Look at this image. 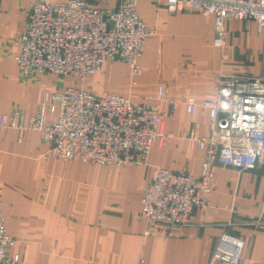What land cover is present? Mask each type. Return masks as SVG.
Instances as JSON below:
<instances>
[{"label": "crops", "instance_id": "obj_1", "mask_svg": "<svg viewBox=\"0 0 264 264\" xmlns=\"http://www.w3.org/2000/svg\"><path fill=\"white\" fill-rule=\"evenodd\" d=\"M107 2L113 7L116 1ZM28 5L0 0V112L18 108L26 121L44 93L77 84L156 107L163 115L159 128L170 136L154 141L143 162L113 167L56 158L35 129H0V211L14 238L6 251L18 255L17 264H207L222 233L243 239L238 264H264V163L239 171L214 164L208 205L194 207L181 225H147L140 214L152 167L199 172L203 151L183 134L207 132V114L199 107L187 112L180 98L198 101L225 75L264 77V30L229 18L222 45L215 46L212 15L137 0L135 12L150 30L137 58L139 73L104 59L79 81L20 72L13 54ZM157 84L165 86L161 99L154 97Z\"/></svg>", "mask_w": 264, "mask_h": 264}, {"label": "built area", "instance_id": "obj_2", "mask_svg": "<svg viewBox=\"0 0 264 264\" xmlns=\"http://www.w3.org/2000/svg\"><path fill=\"white\" fill-rule=\"evenodd\" d=\"M115 1L109 7L107 0H29L13 54L20 72H48L80 81L109 59L124 62L130 75L139 73L137 58L150 30L135 12L137 0ZM163 3L167 11L193 9L212 15L215 46L222 45L223 22L229 18L252 20L264 30V0ZM164 92L165 86L157 84L154 97L161 99ZM180 99L189 113L195 107L206 111L207 132L189 128L183 134L203 157L197 175L152 167L140 197V214L151 226L181 225L194 207H206L214 164L239 171L264 163V77L225 75L198 101L186 94ZM21 116L18 108L0 112V129H35L51 155L88 164L121 167L143 162L154 141L163 143L170 136L159 128L163 115L156 107L114 92L98 95L77 84L44 93L27 120ZM13 243L0 211V264H17L18 255L6 251ZM243 246L242 238L222 233L207 264H238Z\"/></svg>", "mask_w": 264, "mask_h": 264}, {"label": "rangeland", "instance_id": "obj_3", "mask_svg": "<svg viewBox=\"0 0 264 264\" xmlns=\"http://www.w3.org/2000/svg\"><path fill=\"white\" fill-rule=\"evenodd\" d=\"M55 1H60V0H55ZM59 83H62V81L60 80Z\"/></svg>", "mask_w": 264, "mask_h": 264}]
</instances>
